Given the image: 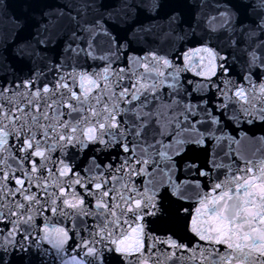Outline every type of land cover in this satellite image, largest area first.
<instances>
[{
    "label": "snow or ice",
    "instance_id": "6c2138e0",
    "mask_svg": "<svg viewBox=\"0 0 264 264\" xmlns=\"http://www.w3.org/2000/svg\"><path fill=\"white\" fill-rule=\"evenodd\" d=\"M0 264H264V0H0Z\"/></svg>",
    "mask_w": 264,
    "mask_h": 264
}]
</instances>
